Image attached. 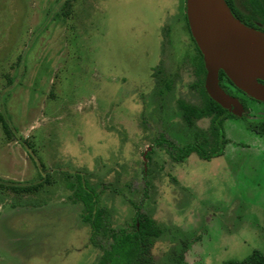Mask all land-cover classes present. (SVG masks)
<instances>
[{"label":"rangeland","instance_id":"1","mask_svg":"<svg viewBox=\"0 0 264 264\" xmlns=\"http://www.w3.org/2000/svg\"><path fill=\"white\" fill-rule=\"evenodd\" d=\"M66 1L0 0V114L36 158L0 122V178L48 179L29 194L0 188V264H100L104 248L91 244L69 186L77 173L112 229L131 227L137 210L153 218L155 264L264 252V134L251 129L264 103L237 93L250 112L225 121L222 156L174 157L210 125L188 132L178 105L202 99L186 58V0H69L62 13Z\"/></svg>","mask_w":264,"mask_h":264},{"label":"trees","instance_id":"2","mask_svg":"<svg viewBox=\"0 0 264 264\" xmlns=\"http://www.w3.org/2000/svg\"><path fill=\"white\" fill-rule=\"evenodd\" d=\"M242 1L245 3L249 12L254 10V15H249L248 12L243 11L241 8H236L235 10L234 3L238 2V0H225L229 8L231 9L232 7L231 11L233 15L241 20L242 23L264 31V0ZM69 5L68 0L63 5L62 13H66L65 10L69 8ZM185 19L187 28L191 34L186 14ZM191 38L197 51V55H192V62L190 63L193 74L196 76V80L192 86L201 95L202 99L199 105L186 103L185 101H180L178 105L182 111L185 124L189 128L188 132H195L193 128L196 125V121L204 118L210 119V125L208 130H196L194 133L196 140L182 146L180 152L174 157H177V159H185L196 152L200 158L210 160L224 154V149L228 142L224 130V122L228 118H237V116L222 107L207 93L205 88L207 70L204 57L192 35ZM162 70V68L158 69L156 75H164ZM219 80L221 87L227 94L238 96V93L246 96L245 98L252 99L235 87L224 71L220 72ZM161 87L163 89H170L167 81H163ZM162 88L159 90V94L164 95L165 92ZM0 122L5 134L10 138H18L28 150L31 149L29 151L30 156L36 161L32 143L16 133V129L6 114H0ZM251 129L264 134V123L261 125H251ZM76 177L78 178V182L70 183L69 186L76 189L74 194L83 203L84 212L82 217L90 225L91 244H97V240L99 239L101 246L104 248L100 264H155L151 252L155 245V240L161 235V228L153 218L137 210L131 227L120 230L112 229L108 223L107 211L100 205L99 193L95 188L92 187L91 189L89 187L84 175L77 173ZM47 182L48 179L44 175H41V178L34 182H17L0 178V188H4L18 195H23L39 191ZM102 236L107 240V244L106 241L101 239ZM224 264H264V252L255 250L250 256L242 260H231Z\"/></svg>","mask_w":264,"mask_h":264},{"label":"water","instance_id":"3","mask_svg":"<svg viewBox=\"0 0 264 264\" xmlns=\"http://www.w3.org/2000/svg\"><path fill=\"white\" fill-rule=\"evenodd\" d=\"M186 12L204 57L209 96L234 115H243L241 101L220 85V72L224 71L235 87L264 102V31L242 23L225 0H186Z\"/></svg>","mask_w":264,"mask_h":264},{"label":"flooded vegetation","instance_id":"4","mask_svg":"<svg viewBox=\"0 0 264 264\" xmlns=\"http://www.w3.org/2000/svg\"><path fill=\"white\" fill-rule=\"evenodd\" d=\"M236 8H241V9H243V11H245V12H248L249 13V15H254L255 13H254V10H252V12H249V10L247 9V7H246V5H245V3L242 1V0H238V2H236V3H234V9L236 10ZM231 10H232V7H231ZM186 14V17H187V12L185 13ZM185 20V22H184V24L186 23V19H184ZM187 21H188V18H187ZM189 24V23H188ZM185 25H187V23L185 24ZM249 26V25H248ZM250 27H252V26H250ZM253 28H255V27H253ZM256 29V28H255ZM258 30V29H257ZM261 31V30H260ZM191 35L192 34H190V37H191ZM191 40H192V38H191ZM192 42H193V40H192ZM194 43V42H193ZM193 43H190L189 44V46H190V48L188 49L189 51L187 52V56H186V58L187 59H190V61H191V56H192V54L193 55H197V51H196V48L194 47L195 46V44L193 45ZM189 52H191L190 54H189ZM192 62V61H191ZM207 74V73H206ZM232 96H234V95H232ZM248 96V95H247ZM234 97H237L240 101H241V103L243 104V106H244V113H243V115L242 116H237V115H235V116H237V118H245V116L247 115L246 113L249 111V107H248V104L243 100V99H241L239 96H234ZM249 97V96H248ZM251 98V97H250ZM253 99V98H252ZM255 100V99H254ZM255 101H257V100H255ZM257 102H260V101H257ZM262 103H264V102H262ZM231 112V111H230ZM250 112V111H249ZM232 113V112H231ZM233 114V113H232ZM228 120V119H227ZM225 123V122H224ZM190 156H188L187 158H189ZM186 158V159H187Z\"/></svg>","mask_w":264,"mask_h":264}]
</instances>
